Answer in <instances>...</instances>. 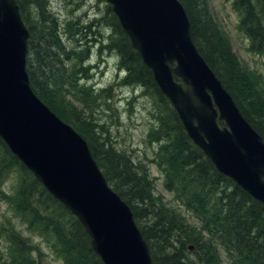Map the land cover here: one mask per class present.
Segmentation results:
<instances>
[{"label": "trees", "instance_id": "trees-1", "mask_svg": "<svg viewBox=\"0 0 264 264\" xmlns=\"http://www.w3.org/2000/svg\"><path fill=\"white\" fill-rule=\"evenodd\" d=\"M31 1L36 19L29 16L32 8L28 2L18 0L30 33L27 72L31 87L87 140L108 183L131 207L149 244L152 264H223L225 259L228 264H264V204L219 172L191 140L177 110L132 46L112 6L107 4V13L113 19L109 25L117 38L109 47L120 56L125 80L145 86L157 97L154 121L148 131L149 142L155 145L152 161L163 174L164 189L173 194L193 220L154 193L148 168L116 146L108 129L95 118L94 108L110 96L109 89L96 93L88 80L83 85L80 81L90 76L89 41H99V49L103 48L101 38L83 41L90 32L102 36L100 30L93 31L99 26L98 20L71 21L66 27L69 37L76 41L71 46L64 41L60 23L49 13L46 1ZM180 1L199 52L244 117L264 138V89L259 73L240 61L207 0ZM233 3L240 11L239 28L250 39L251 48L264 53V0ZM66 61H73L74 65L68 66ZM71 91L78 93L82 108L67 97ZM219 124L225 123L219 120ZM7 177L14 178L9 190L2 188ZM0 195L18 219L6 218L0 225V239L7 247L6 253L0 251V264H43L39 244L34 245L25 231L36 233L51 244L63 264H104L79 219L11 152L1 136ZM190 250L195 258L188 255Z\"/></svg>", "mask_w": 264, "mask_h": 264}, {"label": "water", "instance_id": "water-1", "mask_svg": "<svg viewBox=\"0 0 264 264\" xmlns=\"http://www.w3.org/2000/svg\"><path fill=\"white\" fill-rule=\"evenodd\" d=\"M107 2L191 140L264 204V139L197 49L180 0ZM28 38L17 0H0V136L79 219L104 264H152L131 207L108 184L87 140L33 91Z\"/></svg>", "mask_w": 264, "mask_h": 264}, {"label": "rangeland", "instance_id": "rangeland-1", "mask_svg": "<svg viewBox=\"0 0 264 264\" xmlns=\"http://www.w3.org/2000/svg\"><path fill=\"white\" fill-rule=\"evenodd\" d=\"M26 1L28 7L34 6L31 0ZM45 1L49 13L57 17L64 41L68 45H76L75 39L69 37L66 32V27L71 21L91 22L93 19L98 20L99 26L93 28V31L100 30L102 36L97 32H90L83 41L101 38L100 42H102L103 48L99 49V45H97L99 41H89L91 45V51H88L90 56L88 65L91 66L90 76L88 78L82 77L80 81V85H83L88 80L87 83L95 88L96 93L104 88L109 89L110 98L107 97L101 100L98 106L94 108L95 118H99L100 123L108 129V134L116 146L133 154L137 160H140L148 168L150 178H153L154 182V193L163 196L166 202H169L170 205L175 206L180 212H184L190 220H193L192 215L175 201L173 194L164 189L163 174L152 161L155 145L149 142L148 131L154 121L153 109L157 97L153 91L145 89V86L129 83L125 80L126 72L121 71L120 56L115 49L112 50L109 47L110 42L117 38L113 26L109 25V22L113 20L107 13V4L110 3L107 0ZM207 1L212 14L226 32L240 61L247 65L249 69L259 73L260 79L264 81V53L252 49L250 39L239 28L240 11L234 6L233 0ZM30 8H32V12H29V16L31 15L33 19H36L35 9ZM75 38H77V35ZM66 62L68 66L74 65L73 61ZM263 81L260 82V86L264 89ZM74 91H71L67 97L78 108H82V102L77 99L79 95ZM13 181V177H7V180L2 184V188L9 190ZM7 206L6 201L0 195V225L2 222H6V218H15L9 206ZM25 232L32 237L34 245L39 244L43 254V264H63L61 259L53 253L51 244L36 233ZM0 251L2 253L7 252L3 238L0 239ZM191 252L190 250L188 255L195 258L196 254ZM223 264H228L226 259Z\"/></svg>", "mask_w": 264, "mask_h": 264}, {"label": "bare ground", "instance_id": "bare-ground-1", "mask_svg": "<svg viewBox=\"0 0 264 264\" xmlns=\"http://www.w3.org/2000/svg\"><path fill=\"white\" fill-rule=\"evenodd\" d=\"M263 258V257H262ZM261 261V260H260Z\"/></svg>", "mask_w": 264, "mask_h": 264}]
</instances>
